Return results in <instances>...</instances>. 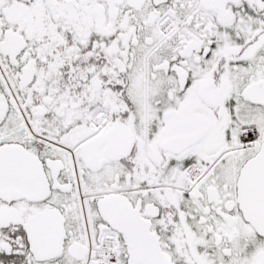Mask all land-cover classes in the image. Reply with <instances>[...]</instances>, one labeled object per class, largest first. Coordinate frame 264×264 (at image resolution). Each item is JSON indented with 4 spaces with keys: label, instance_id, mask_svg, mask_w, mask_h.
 <instances>
[{
    "label": "snow or ice",
    "instance_id": "1",
    "mask_svg": "<svg viewBox=\"0 0 264 264\" xmlns=\"http://www.w3.org/2000/svg\"><path fill=\"white\" fill-rule=\"evenodd\" d=\"M0 264H264V0H0Z\"/></svg>",
    "mask_w": 264,
    "mask_h": 264
}]
</instances>
